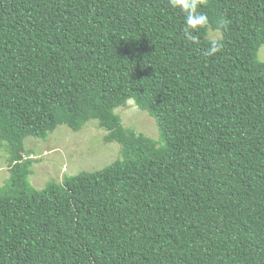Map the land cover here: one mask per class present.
Returning <instances> with one entry per match:
<instances>
[{"label":"trees","instance_id":"1","mask_svg":"<svg viewBox=\"0 0 264 264\" xmlns=\"http://www.w3.org/2000/svg\"><path fill=\"white\" fill-rule=\"evenodd\" d=\"M195 3L0 0V264H264V0ZM90 120L120 158L34 188L23 139Z\"/></svg>","mask_w":264,"mask_h":264},{"label":"rangeland","instance_id":"2","mask_svg":"<svg viewBox=\"0 0 264 264\" xmlns=\"http://www.w3.org/2000/svg\"><path fill=\"white\" fill-rule=\"evenodd\" d=\"M219 33L210 31L209 38H218ZM264 61V45L258 52ZM125 128L153 138L158 137L155 120L147 112L139 110L133 101L115 109ZM106 131L95 120L86 122L79 130L73 131L66 125H58L45 138L27 136L23 139L21 155L31 158L28 180L34 188L41 189L48 181L60 182L65 176L81 171H95L120 158L119 145L105 142ZM8 151L0 149V186L9 175Z\"/></svg>","mask_w":264,"mask_h":264},{"label":"clouds","instance_id":"3","mask_svg":"<svg viewBox=\"0 0 264 264\" xmlns=\"http://www.w3.org/2000/svg\"><path fill=\"white\" fill-rule=\"evenodd\" d=\"M172 3L174 5H179V6L183 7L184 9H186L189 12L188 20H189V23H191L192 20L194 19L192 13H194L195 8H196L195 0H172ZM199 19L204 20L205 17L200 16Z\"/></svg>","mask_w":264,"mask_h":264}]
</instances>
